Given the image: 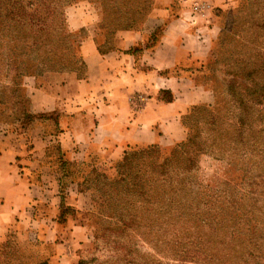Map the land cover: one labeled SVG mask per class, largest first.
<instances>
[{
    "label": "trees",
    "instance_id": "1",
    "mask_svg": "<svg viewBox=\"0 0 264 264\" xmlns=\"http://www.w3.org/2000/svg\"><path fill=\"white\" fill-rule=\"evenodd\" d=\"M72 2L0 0V55L8 58L2 64L3 77L13 86L22 87L25 93L23 102L14 97L16 90H10L9 97L3 93L0 123H15L18 129H26L36 117L30 112L26 86L44 88L38 85L41 73L53 72L62 65L57 55L70 50L73 37L64 27L63 8ZM101 2L109 13L122 15L129 22L122 27L124 31L140 30L132 29L136 18L147 17V20L153 10L152 0H130L128 6L133 10L121 8L127 7L126 0ZM218 17L222 25L224 18ZM260 21L259 27L264 30V14H260ZM161 32L160 27L154 32V41ZM257 37L264 38V33ZM114 39L108 38L109 47L101 52L115 50ZM261 56L233 62L234 73L227 74L230 79L219 93L225 96L222 107L218 101L219 109L196 105L189 110L192 111L183 117L182 124L194 121L197 131H191L186 141L170 149L159 145L128 147L121 159L107 168L114 171L110 176L97 170L103 163L100 159L78 165L64 162V171L60 173L63 180L60 220L72 217L85 226L83 216L89 213L86 194L89 185H94L97 195L92 201L99 215L109 217L117 227L142 231L145 236L157 231L160 253L171 261L159 264H264V59ZM161 98L168 102L174 99L167 91L161 92ZM1 128L4 130V125L0 124ZM204 155L223 161L237 175L218 179L212 185L199 182L198 164ZM100 178L102 186L96 185ZM69 183L78 185V196L82 197L80 208L70 205L66 196Z\"/></svg>",
    "mask_w": 264,
    "mask_h": 264
},
{
    "label": "crops",
    "instance_id": "2",
    "mask_svg": "<svg viewBox=\"0 0 264 264\" xmlns=\"http://www.w3.org/2000/svg\"><path fill=\"white\" fill-rule=\"evenodd\" d=\"M189 1L156 0L140 30L120 33L115 50L101 52L96 34L87 37L81 46L85 77L67 75L54 89L26 86L36 117L26 129L0 123V244L11 233H36L54 244L83 234L72 217L60 220L64 162L111 164L128 147L168 148L186 138L183 117L210 102L198 76L219 35L214 9L228 6L207 0L210 8L200 14ZM163 91L173 101L163 100ZM65 192L80 208L77 183Z\"/></svg>",
    "mask_w": 264,
    "mask_h": 264
},
{
    "label": "rangeland",
    "instance_id": "3",
    "mask_svg": "<svg viewBox=\"0 0 264 264\" xmlns=\"http://www.w3.org/2000/svg\"><path fill=\"white\" fill-rule=\"evenodd\" d=\"M255 1L252 0L253 3H251L248 0H227L228 6L223 8L218 6L214 9V13L218 16L221 15L224 19L220 25L219 35L212 44L205 69H202L203 73L198 76L200 84H203L211 92L210 102L197 106H211L214 109H219L216 104L220 101V107H222L221 100L225 99V96L219 93L222 91L223 85L230 79L227 74L234 73L232 65L236 59H247L248 56L258 57L259 55H262L261 57L264 59V38L257 37L264 33V30L259 27L262 26L260 14H264V0ZM126 2L127 7L122 5L121 8L135 9L128 6L130 0H126ZM189 2L192 7H195L196 3L209 4L207 0H190ZM155 3L156 0H152L153 9ZM108 10L103 7L101 0H73L63 8L64 27L68 33L73 34L70 50L61 51V54L57 55L62 65L54 69L53 72H42L38 77V85L54 89L63 82L67 75L82 78L85 75V64L80 55L79 44L85 38L96 34L100 51L108 49L109 45L106 42L108 38H115L114 45H117L120 33L124 32L122 27L129 22L125 21L122 15H113ZM219 10L222 13H219ZM146 18H136L132 29H140ZM255 39L257 41L254 43ZM7 60V56L0 55V99L4 92H6V97H9L8 92L16 90L13 93L14 97L23 102L25 100L23 88L13 86L14 84L9 79L3 77L5 68L2 64ZM185 126L187 135L181 142L186 141L191 131L193 133L197 131V123L194 121H187ZM173 146L175 145L169 149ZM198 165L197 178L204 185H212L218 179H229V177L237 175L226 163L207 155L199 159ZM109 167H111L110 164L104 162L98 165L97 170L100 174L110 176L114 171L109 172L107 169ZM98 183L102 186V178L97 180L96 185ZM85 186L87 185L85 184ZM89 187L90 191L86 194L89 213H85L83 216L85 226H83L82 235L62 236L54 244L45 243L36 233L30 234L27 238L18 233H11L0 244V264L171 263L164 259L160 253L159 236L156 230L152 236H145L142 231L124 229L123 226L117 227L109 217L99 215L92 201L97 195L94 185H89ZM78 220L81 221V217H78ZM6 241L7 245L2 247Z\"/></svg>",
    "mask_w": 264,
    "mask_h": 264
},
{
    "label": "built area",
    "instance_id": "4",
    "mask_svg": "<svg viewBox=\"0 0 264 264\" xmlns=\"http://www.w3.org/2000/svg\"><path fill=\"white\" fill-rule=\"evenodd\" d=\"M208 8H210L209 4L201 5V4H198V3H196L195 7H193L194 11H196V12H198L200 14H203L204 11L208 10Z\"/></svg>",
    "mask_w": 264,
    "mask_h": 264
}]
</instances>
